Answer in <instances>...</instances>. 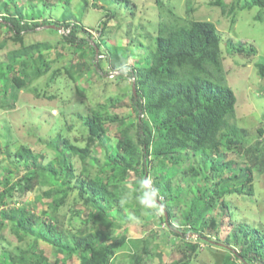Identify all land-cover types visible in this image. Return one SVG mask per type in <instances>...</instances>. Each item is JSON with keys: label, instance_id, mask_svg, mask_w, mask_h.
Returning a JSON list of instances; mask_svg holds the SVG:
<instances>
[{"label": "rangeland", "instance_id": "obj_1", "mask_svg": "<svg viewBox=\"0 0 264 264\" xmlns=\"http://www.w3.org/2000/svg\"><path fill=\"white\" fill-rule=\"evenodd\" d=\"M21 1L26 6L35 5L28 9V14L34 13L38 20L46 17L47 20L61 21L64 13H70V20H77L87 27L94 38H99L98 26L104 24L103 38L107 46L114 47L125 58L127 65L136 70L149 63L148 54L152 50L150 41L156 35L159 23L167 19V12L164 13L166 16H162L161 12L165 10L159 7L158 0H50L53 3L50 6L36 0ZM252 1L161 0L164 7H169L183 19L214 22L221 41L227 81L236 96L235 113L240 128L238 144L221 145L219 152L224 160H232L236 168L248 165L253 176L251 195L240 190L239 182L218 200L216 207L206 208L202 212L207 218L204 231L210 237L209 241L198 240L196 233L190 232L179 237L176 231L183 227L182 214L199 185L189 176V172L186 173L185 167L193 163V159L197 166L200 163L198 157L185 158L184 154L176 153L174 155L185 158L179 166L164 159L152 158L147 174L148 183L154 186V182H159L161 187H165L168 182L172 186L177 185L174 192L166 190L167 198L163 194L159 198L166 201L174 193L173 196L181 199L176 218L171 217L174 228H166L163 223V216H166L164 206L149 200L134 170L129 168L124 171L123 165L132 151H125L123 159L116 155L119 150L117 135L120 132L127 129L130 137L134 140L137 138V116L130 99L133 77L124 68L121 71L117 67L113 68L106 49L104 57L98 52L95 54L100 67L91 65L93 54L88 45L79 47L66 42L62 34L67 33V29L45 21V24L23 32L22 41L12 38L4 24L0 27V38L9 34L0 47V73L12 50H22L31 56L34 54L33 64L36 65L37 49H25L30 44L38 45L49 64L43 74L17 92L10 82L11 76L17 71L16 66L7 74L8 81L0 77V99L3 96L1 87L6 83L8 98L16 92V98L10 99L11 106H0V193L23 175L27 179H23L22 183L27 181L31 184L22 201L14 202L7 196L6 204L0 202V211L24 206L39 219L54 224L53 233L57 235L70 237L71 234L83 238L95 235L98 241L107 242L118 232V235L125 236L127 245L113 255L111 264H135V254L142 253L143 249H146L147 254H144L141 264H246L247 261V264H257L248 260L245 253L243 263L237 256L239 246L224 240L229 239L232 232L241 236L237 226L242 224L256 228L258 242H264V75L259 73L257 67V63L264 64V4L247 6ZM220 3L225 4L226 8L235 6V9L227 15L223 14ZM9 8L12 9L13 4ZM31 68L32 65L28 63L26 70L30 71ZM112 70L117 72L116 75L112 74ZM93 116H100L106 125L102 136L88 144L85 122ZM65 137L79 147L87 146L86 170L81 173V160L78 156L72 157L74 169L72 179L67 184L68 193L64 204L57 207L58 217L53 219L54 208H48L44 203L46 198L40 197L52 184L65 187L63 178L49 176L50 182L46 184L38 171L31 172L30 164L17 165L14 162L16 158L10 153L20 145H26L39 155L40 164L45 165L58 154L51 141L57 139L56 149L62 152ZM139 148L140 145L138 151ZM131 165L135 167L134 162ZM53 166L57 167V164ZM227 171L225 169L223 172ZM87 177L108 186L116 185L120 204L108 206L105 211L106 222L89 221L83 216L87 211L81 206L83 200L79 194V179ZM180 177L182 180H179ZM194 205L200 208L202 201H195ZM79 206L81 212L75 215L74 207ZM113 223L118 226L111 231L109 229ZM10 227V221L0 222V264H8L11 256L30 248L33 238L27 234L18 240ZM185 239L197 242L198 248L190 251L182 245ZM36 243L41 253H44L42 259L52 264L57 255L56 248L42 239ZM257 247L262 249L260 245ZM61 257L63 261L60 264H88V253L81 250L63 253Z\"/></svg>", "mask_w": 264, "mask_h": 264}, {"label": "trees", "instance_id": "obj_2", "mask_svg": "<svg viewBox=\"0 0 264 264\" xmlns=\"http://www.w3.org/2000/svg\"><path fill=\"white\" fill-rule=\"evenodd\" d=\"M36 2L46 6L53 4L50 0H36ZM254 3L264 4V0H253L247 6L250 7ZM11 4H13L12 9L9 8ZM158 5L165 10L161 12L163 17L167 12V19L159 23L157 33L150 41L149 46L151 45L152 50L148 54L149 63L144 67H138L137 70L127 65L125 58L121 57L114 47L107 46L103 38L104 24L98 26L99 38H94L87 27L82 26L77 20H70V13H64L61 21L47 20L46 17L38 20L34 17V13L28 14V9L34 8V4L26 6L21 0H0V27L4 24L9 29L12 38L22 41L23 32L45 24L44 21L54 23L55 26H63L64 30L69 29L67 33L62 34L66 42L79 47L88 45L91 48L93 54L91 65L96 68L100 67L99 60H95V54L97 52L98 55L103 54L106 49L113 68L117 67L120 71L124 68L133 77L134 91L131 90L130 99L137 116V138L134 140L130 137L127 129L120 132L117 135L119 150L116 155L123 159L122 154L125 151H132L127 163L123 165L124 171L129 168L134 170L142 188L147 191L149 200L164 206L166 216H163V223L169 229L174 228L171 217L176 218V209L179 208L181 199L179 196H173L174 193L169 200L164 201L159 198L160 194L167 198L166 190L174 192L177 185L172 186L168 182L164 185L165 187H161L159 182H154V186L151 182L148 183L147 174L152 158L164 159L179 166L186 157L197 156L200 163L197 166L194 165L195 159H193V163L186 166L185 170L199 185L190 204L182 214L183 227L176 231L179 237L187 232L196 233L198 240L201 238L206 242L210 240V237L204 231L207 218L202 212L206 208L216 207L218 200L239 182L241 183L240 190L251 195L253 192L252 171L248 165L236 168L232 160H224L219 152L221 145L238 144L240 128L235 113L236 96L227 81V72L222 62L221 41L214 22L206 19H183L173 13L169 7H164L161 0H158ZM219 5H221L222 13L226 15L235 9V6L226 8L225 4L220 3ZM80 33L83 35L79 36ZM4 36L0 38V47L3 46L9 34ZM37 46V44H30L25 48L31 51L37 49L38 63L36 65L33 64L34 54L27 55L22 50L9 52V60L5 62L0 77L8 81L7 74L16 66L17 71L10 78L16 92L25 89L49 66ZM28 63L32 65L30 71L26 70ZM257 67L259 73L264 75V64L257 63ZM120 75L123 76L122 73ZM1 88L3 96L0 99V106L8 108L11 106L10 101L16 98V92L8 98L6 96L7 83ZM93 112L96 113V111ZM85 125L87 126L85 137L89 144L102 136L101 132L105 130L106 122L100 116H93L86 120ZM57 143V139L51 141L54 150L58 152L57 157L50 159L45 165L40 164L39 155L26 145H20L13 153H10L16 158L14 162L17 165L30 164L31 172L38 171L46 184L50 182L49 176L56 179L63 178L65 187L52 184L42 192L40 197L46 198L44 203L48 208H54L53 219L58 217L57 207L64 204L68 193L67 184L72 179L74 169L72 157L78 156L81 160V173H83L86 170L87 156V146L79 147L67 137L63 141L62 152L56 149ZM137 145H140V153ZM176 153L184 154L185 158L174 155ZM132 162L135 167H132ZM54 163L57 167L53 166ZM225 169L228 171L224 173ZM23 179L27 178L23 175L13 185L2 190L1 203H7L5 199L7 196L14 202L24 199L31 184L27 181L22 183ZM179 180H182V177ZM79 181H81L79 194L83 200L81 206L87 211V214H83L84 218L93 222L102 220L106 222L105 211L108 206L120 204L116 195V185L108 186L92 177L79 179ZM195 201H202V208L196 207ZM74 209L75 215L81 212L80 206ZM0 214L1 223L5 220L10 221L11 231L16 239L21 240L27 234L33 237L30 248L21 250L16 256H11L8 264H50L42 259L44 253H41L36 243L39 239L56 248L57 255L52 264H60L63 261L61 254L79 250L88 253V264H111L113 255L127 245L125 236L118 235V232L112 235L107 242L98 241L95 235L83 238L71 234H69L70 237L54 234V224L49 220L39 219L33 212L27 211L24 206L2 210ZM111 225L112 228L109 229L111 231L118 226L117 223ZM237 229L241 230V236L232 232L231 237L224 240H230L233 246L234 244L239 246L242 253L238 250V258L243 260L245 253L248 260L257 262V264L264 263V242H258L257 229L245 227L242 224L238 225ZM182 245L188 247L190 251L196 250L199 246L197 242L187 239L182 241ZM257 245H260L262 249ZM144 254H147L146 249H143L142 253H136L134 263L141 264ZM242 262L245 263V260Z\"/></svg>", "mask_w": 264, "mask_h": 264}, {"label": "bare ground", "instance_id": "obj_3", "mask_svg": "<svg viewBox=\"0 0 264 264\" xmlns=\"http://www.w3.org/2000/svg\"><path fill=\"white\" fill-rule=\"evenodd\" d=\"M90 30H91V29H90ZM93 42L95 43V41H93ZM103 57H104V56H103ZM103 57H101V58H103ZM105 58H106V57H105ZM105 58H104V59H105ZM98 60H99V59H98ZM105 60H108V59H105ZM111 69H112V68H111Z\"/></svg>", "mask_w": 264, "mask_h": 264}, {"label": "built area", "instance_id": "obj_4", "mask_svg": "<svg viewBox=\"0 0 264 264\" xmlns=\"http://www.w3.org/2000/svg\"><path fill=\"white\" fill-rule=\"evenodd\" d=\"M1 19V18H0ZM113 71V70H112ZM116 71H113L112 74H115ZM117 73V72H116ZM116 75V74H115Z\"/></svg>", "mask_w": 264, "mask_h": 264}, {"label": "water", "instance_id": "obj_5", "mask_svg": "<svg viewBox=\"0 0 264 264\" xmlns=\"http://www.w3.org/2000/svg\"><path fill=\"white\" fill-rule=\"evenodd\" d=\"M133 91H134V85H133Z\"/></svg>", "mask_w": 264, "mask_h": 264}, {"label": "clouds", "instance_id": "obj_6", "mask_svg": "<svg viewBox=\"0 0 264 264\" xmlns=\"http://www.w3.org/2000/svg\"><path fill=\"white\" fill-rule=\"evenodd\" d=\"M64 30V29H63ZM69 29H67V31H68ZM89 30V29H88Z\"/></svg>", "mask_w": 264, "mask_h": 264}]
</instances>
